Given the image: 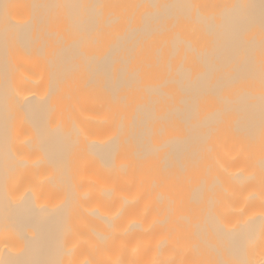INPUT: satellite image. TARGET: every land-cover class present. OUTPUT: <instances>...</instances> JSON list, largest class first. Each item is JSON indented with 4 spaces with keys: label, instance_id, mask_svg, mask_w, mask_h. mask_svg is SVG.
Here are the masks:
<instances>
[{
    "label": "bare ground",
    "instance_id": "6f19581e",
    "mask_svg": "<svg viewBox=\"0 0 264 264\" xmlns=\"http://www.w3.org/2000/svg\"><path fill=\"white\" fill-rule=\"evenodd\" d=\"M0 264H264V0H0Z\"/></svg>",
    "mask_w": 264,
    "mask_h": 264
}]
</instances>
